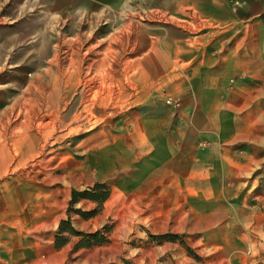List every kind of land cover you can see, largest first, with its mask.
Returning <instances> with one entry per match:
<instances>
[{"label":"rangeland","instance_id":"374dc122","mask_svg":"<svg viewBox=\"0 0 264 264\" xmlns=\"http://www.w3.org/2000/svg\"><path fill=\"white\" fill-rule=\"evenodd\" d=\"M260 18L232 0H0V261L264 264ZM96 184L102 201L80 194Z\"/></svg>","mask_w":264,"mask_h":264},{"label":"crops","instance_id":"0c3cea01","mask_svg":"<svg viewBox=\"0 0 264 264\" xmlns=\"http://www.w3.org/2000/svg\"><path fill=\"white\" fill-rule=\"evenodd\" d=\"M228 1H231V0H228ZM232 1L238 3L241 13L248 14L251 18L255 19L257 22L259 20H261L260 17L261 16L263 17V15H264V0H232ZM174 6H176V3L174 4ZM255 28L259 29V26H256ZM214 66H212V65L208 66L207 70L209 71V73L211 72L214 74V73H219V72L223 71V66L221 64H219L218 67H214ZM233 66L235 67V65H233ZM194 70L197 71L198 69L195 67ZM38 84H37L36 88L33 86L32 88H28L25 90V93L27 95H30V102L31 101L36 102L37 99H39L43 96L44 90H42V88H41L42 83H41L40 79L38 81ZM33 92H35V93H33ZM52 93H53V90H50L49 95H47V97L52 98L53 97ZM54 97L56 98L57 103L60 101L59 99L62 100L61 96H59L58 99H57L56 95H54ZM56 109H57V113H58L60 108H56ZM57 113L53 116L54 117L53 119L57 120V122H60L62 120H67L69 118H70V120L75 121L77 119V117H79V114L76 112V110H74V111L72 110L70 112V114L69 113H61V115L59 114L58 116H57ZM28 141H29V143H28L29 148L34 146V144H35L34 134L28 138ZM41 149H42V147H41ZM3 251H4L3 249H0V255L4 254ZM20 254H21V252H16L15 250L10 252V250H9L5 256H6V258H8V260L13 262V260L16 259L17 257H19ZM107 257H109V258L111 257L113 260L114 259L113 252L107 254ZM103 260H104L103 257L99 258L97 253L93 252V248H90V254H89L88 261H87L88 264H103L107 261V260H105V261H103ZM0 264H12V263L0 261Z\"/></svg>","mask_w":264,"mask_h":264},{"label":"trees","instance_id":"16d2710c","mask_svg":"<svg viewBox=\"0 0 264 264\" xmlns=\"http://www.w3.org/2000/svg\"><path fill=\"white\" fill-rule=\"evenodd\" d=\"M96 189H103V186L96 184L93 188H91L90 191H82L80 194L83 196H87L88 198L92 199V200H96V201H102L105 197H106V191H100L101 193L95 194V190ZM74 191L72 193L73 197L71 198V200L73 201L75 199L74 197Z\"/></svg>","mask_w":264,"mask_h":264},{"label":"built area","instance_id":"2783aa9c","mask_svg":"<svg viewBox=\"0 0 264 264\" xmlns=\"http://www.w3.org/2000/svg\"><path fill=\"white\" fill-rule=\"evenodd\" d=\"M165 102L175 106L178 105V100L176 98L167 97L165 98Z\"/></svg>","mask_w":264,"mask_h":264}]
</instances>
